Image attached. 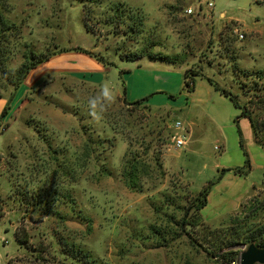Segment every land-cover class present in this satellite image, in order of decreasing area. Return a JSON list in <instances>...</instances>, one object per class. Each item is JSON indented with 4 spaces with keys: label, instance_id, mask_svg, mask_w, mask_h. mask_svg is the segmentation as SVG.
<instances>
[{
    "label": "rangeland",
    "instance_id": "obj_1",
    "mask_svg": "<svg viewBox=\"0 0 264 264\" xmlns=\"http://www.w3.org/2000/svg\"><path fill=\"white\" fill-rule=\"evenodd\" d=\"M11 4L21 38L7 49L9 71L31 53L75 51L108 66L100 82L113 93L124 89L133 78L126 71L136 65L162 67L171 80L149 85L148 97L155 95L148 104L128 107L115 99L99 121L89 116L88 101L100 86L52 77L25 94L15 121L4 124L0 264H226L214 253L234 219L245 230L264 227V150L249 121L236 124L240 111L208 79L247 103L240 87L253 80L246 73L264 72V0ZM141 53L182 64L122 59ZM189 70L199 73L192 93ZM0 92L11 97L14 89L0 85ZM132 93L128 102L143 100L133 102ZM178 135L187 137L182 149L174 146ZM130 144L138 159L132 154L128 161L148 170L140 190L123 176ZM210 184L211 205L198 212L197 198Z\"/></svg>",
    "mask_w": 264,
    "mask_h": 264
},
{
    "label": "trees",
    "instance_id": "obj_2",
    "mask_svg": "<svg viewBox=\"0 0 264 264\" xmlns=\"http://www.w3.org/2000/svg\"><path fill=\"white\" fill-rule=\"evenodd\" d=\"M14 6L11 4V0H0V85L5 87H13L14 92L10 97L12 101L16 92L22 87L25 79L28 74L43 64L44 62L50 60L56 54H60L64 51L53 52L51 54L36 57L34 54H30L31 57L26 60L18 70L9 71L6 69V56L8 54V48L12 46L11 41L21 38V27L15 24L10 19V14L14 11ZM5 47V48H4ZM8 51V52H7ZM144 58L150 59L156 62H163L167 64H176L181 63L177 57L166 56L162 54H147L141 53L136 54L133 57H122V59L135 62L142 60ZM31 59V60H30ZM33 59V60H32ZM182 64V63H181ZM199 75L198 72L187 71L185 74V84L186 89L189 93L194 92L195 81L194 78ZM248 78H252V84L248 85L247 83H242L240 89L245 92V95H249V100L245 104H241L238 96L233 95L231 92L221 89L216 85L211 79H208V82L214 86L215 90L221 93L224 97L230 99L234 104L235 108L240 111V115L236 119V124L239 126V123L242 119L249 121L253 133L255 142L264 150V72H256L252 74L246 73ZM248 88V89H246ZM155 95V94H154ZM152 95L151 97H153ZM0 96H3V93L0 92ZM151 97L145 98L141 101L134 103H129L123 101L126 106H140L144 103L148 104V101ZM8 107L5 109L3 117L8 112ZM240 133V132H239ZM241 134V133H240ZM128 140V139H127ZM129 142V140H128ZM240 145L246 157L245 167L250 168V160L248 153L245 150L242 137H240ZM131 144L128 147V152L126 155V161L124 163L123 176L126 180L127 185L136 190L143 188L142 181L144 177H148L147 169L141 168L139 166L140 162L128 161V157L132 156L137 157L136 154L132 152ZM158 167L161 169V166L156 162ZM240 173V171H237ZM141 185V186H140ZM211 193V184L207 185L199 194L197 201L199 205L197 206V211L201 212L208 204V198ZM3 211L0 210V220L3 218ZM190 225V224H186ZM20 241V240H19ZM22 243H26V239H21ZM255 245L260 249H264V227L256 229L245 230L244 226L240 224V220L234 219L232 225L228 229V233L225 238L222 240L221 245L218 247V250L214 253V257H220L224 259L226 264H233L239 262L240 249L242 247H249ZM225 250L224 253H222Z\"/></svg>",
    "mask_w": 264,
    "mask_h": 264
},
{
    "label": "crops",
    "instance_id": "obj_3",
    "mask_svg": "<svg viewBox=\"0 0 264 264\" xmlns=\"http://www.w3.org/2000/svg\"><path fill=\"white\" fill-rule=\"evenodd\" d=\"M90 53L96 56L94 53ZM99 59L100 58L89 56L83 52L75 51H65L60 54H56L50 60L39 65L28 74L22 87L16 92L12 101L9 96H0V153L7 148L8 144V140H5L3 137L8 134L9 128L5 129L4 124H10L15 121L14 114L16 113V110L14 107L19 103H22V99L25 94L43 85L47 79L52 77L74 78L84 81L88 85L96 88L99 86L102 87L100 81L102 77L109 73V69L105 63L103 64L96 61ZM144 59H142V61H144ZM132 71V68H129L126 71L128 74L131 73L133 78H130V80L129 78H126V82L123 85L124 89L118 90L117 93H114L116 100L121 99L128 102L127 95L131 90L133 92L132 100L134 102L136 100L148 98L150 93L154 90L152 87L149 88L150 84L152 86L157 84H161L163 86L164 83L170 85L171 72L162 67H157L149 63L136 65V72L133 71L135 72V76L132 74ZM7 107L9 108L8 112L3 117ZM211 202L212 195H209L208 204L202 211L206 210L207 207L211 205ZM212 222L213 221L209 220V223Z\"/></svg>",
    "mask_w": 264,
    "mask_h": 264
},
{
    "label": "clouds",
    "instance_id": "obj_4",
    "mask_svg": "<svg viewBox=\"0 0 264 264\" xmlns=\"http://www.w3.org/2000/svg\"><path fill=\"white\" fill-rule=\"evenodd\" d=\"M116 97L113 91L105 84L98 97H93L88 101V114L93 121H99L102 118L106 107L115 101ZM98 101H100L98 103Z\"/></svg>",
    "mask_w": 264,
    "mask_h": 264
},
{
    "label": "water",
    "instance_id": "obj_5",
    "mask_svg": "<svg viewBox=\"0 0 264 264\" xmlns=\"http://www.w3.org/2000/svg\"><path fill=\"white\" fill-rule=\"evenodd\" d=\"M240 264H264V249L251 245L240 254Z\"/></svg>",
    "mask_w": 264,
    "mask_h": 264
},
{
    "label": "built area",
    "instance_id": "obj_6",
    "mask_svg": "<svg viewBox=\"0 0 264 264\" xmlns=\"http://www.w3.org/2000/svg\"><path fill=\"white\" fill-rule=\"evenodd\" d=\"M233 1H238V0H233ZM208 7L209 8H214L215 7V4L213 2H209L208 4ZM187 13L188 14H193V10L189 9L187 10ZM176 129L178 131L182 130L183 129V126L180 122L176 123ZM187 144V137L185 135H178L175 139H174V146L177 148V149H182L186 146ZM233 264H236V263H233ZM239 264V262L237 263Z\"/></svg>",
    "mask_w": 264,
    "mask_h": 264
}]
</instances>
